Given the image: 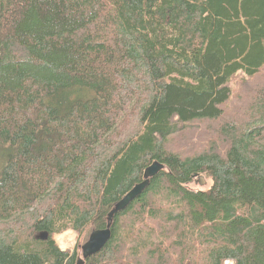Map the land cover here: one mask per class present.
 <instances>
[{
    "label": "trees",
    "instance_id": "obj_1",
    "mask_svg": "<svg viewBox=\"0 0 264 264\" xmlns=\"http://www.w3.org/2000/svg\"><path fill=\"white\" fill-rule=\"evenodd\" d=\"M263 67L264 0H0V264H76L56 235L106 228L155 161L86 264H264V90L226 119ZM198 122L224 145L167 147Z\"/></svg>",
    "mask_w": 264,
    "mask_h": 264
},
{
    "label": "rangeland",
    "instance_id": "obj_2",
    "mask_svg": "<svg viewBox=\"0 0 264 264\" xmlns=\"http://www.w3.org/2000/svg\"><path fill=\"white\" fill-rule=\"evenodd\" d=\"M231 88L233 96L231 94L232 97L230 105H228L227 107L226 119L237 121L242 119V115L240 113L241 108L246 104L248 107L251 105L255 106V100L258 96L257 92H259L260 90H264V67L261 73L253 79L245 77L242 74L236 76L231 83ZM254 110H252L253 118L257 116ZM200 123L202 122L192 124L191 127L187 129V131L181 133L179 136L172 139V141L170 140L169 145L167 143V147H169L171 151L174 150L175 153L180 154L182 157L190 156L192 153L194 154L207 150L209 149L211 143H214L217 147H222L224 145L223 141L221 137L217 135V129L214 128V124ZM210 186L211 182L207 178H204L203 185L199 184L198 179H195L190 185H188L190 189L196 191L207 190ZM160 205L166 206L165 208L171 209L167 206V202L164 198L162 199ZM133 220L134 219L132 218L131 221ZM176 230L179 231V228H176ZM168 233L170 232L164 229V234ZM90 234L91 232L79 235L75 231L67 230L56 235L55 239L61 250L72 251L74 248L78 247V250L82 255L81 246L88 240ZM174 257L175 256L170 257L172 261L176 260V258ZM226 264L232 263L227 261Z\"/></svg>",
    "mask_w": 264,
    "mask_h": 264
},
{
    "label": "water",
    "instance_id": "obj_3",
    "mask_svg": "<svg viewBox=\"0 0 264 264\" xmlns=\"http://www.w3.org/2000/svg\"><path fill=\"white\" fill-rule=\"evenodd\" d=\"M165 170V165L160 162H153L144 172V180L135 185L119 202L115 204L109 212L107 226L104 229L94 230L91 232L88 240L81 246L82 257L76 264H86V261L100 253L111 240L112 225L117 214L125 211L142 193L150 186V180ZM199 184H204V178L199 177Z\"/></svg>",
    "mask_w": 264,
    "mask_h": 264
}]
</instances>
